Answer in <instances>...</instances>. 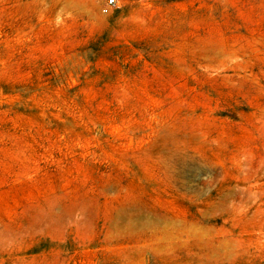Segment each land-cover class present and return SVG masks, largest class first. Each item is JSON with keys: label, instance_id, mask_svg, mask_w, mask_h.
<instances>
[{"label": "rangeland", "instance_id": "rangeland-1", "mask_svg": "<svg viewBox=\"0 0 264 264\" xmlns=\"http://www.w3.org/2000/svg\"><path fill=\"white\" fill-rule=\"evenodd\" d=\"M0 0V264H264V0Z\"/></svg>", "mask_w": 264, "mask_h": 264}, {"label": "built area", "instance_id": "built-area-1", "mask_svg": "<svg viewBox=\"0 0 264 264\" xmlns=\"http://www.w3.org/2000/svg\"><path fill=\"white\" fill-rule=\"evenodd\" d=\"M114 3V0H107L106 5L109 7Z\"/></svg>", "mask_w": 264, "mask_h": 264}]
</instances>
